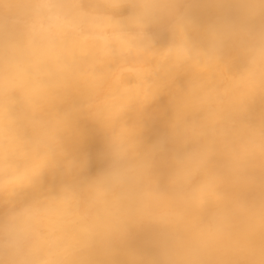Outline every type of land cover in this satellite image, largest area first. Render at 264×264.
Wrapping results in <instances>:
<instances>
[{
  "label": "clouds",
  "instance_id": "obj_1",
  "mask_svg": "<svg viewBox=\"0 0 264 264\" xmlns=\"http://www.w3.org/2000/svg\"><path fill=\"white\" fill-rule=\"evenodd\" d=\"M257 101L264 0H0V264H264ZM81 120L105 137L93 176ZM145 231L153 255L128 247Z\"/></svg>",
  "mask_w": 264,
  "mask_h": 264
},
{
  "label": "bare ground",
  "instance_id": "obj_2",
  "mask_svg": "<svg viewBox=\"0 0 264 264\" xmlns=\"http://www.w3.org/2000/svg\"><path fill=\"white\" fill-rule=\"evenodd\" d=\"M124 14H127V9L124 10ZM197 19L201 23H206L214 16L210 9L201 10L198 9L195 12ZM154 34L157 37V43L164 45L168 41V34L166 32H160L154 30ZM239 64L235 66L238 70ZM185 77L180 78L178 83L183 86ZM137 94L139 90H136ZM261 111H264V103L257 101L252 109V116L255 118ZM171 109L169 106V97L161 96L158 101L151 105L145 114V131L143 133V139L146 145H151L158 141L162 136L167 133V123L171 118ZM79 128L83 134L82 142L71 145V150L78 156H86L88 159V167L84 175L93 176L102 170L106 161L104 159L105 152V137L102 130L98 125L88 120H81L79 122ZM61 182V176L59 174L46 175L44 179V187H56ZM128 247L134 248L144 254H155V248L151 244V235L149 232H134L128 241Z\"/></svg>",
  "mask_w": 264,
  "mask_h": 264
}]
</instances>
